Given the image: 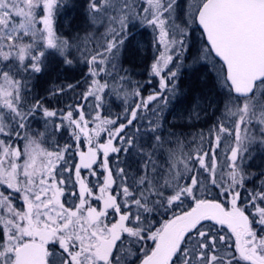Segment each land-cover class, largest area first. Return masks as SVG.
Listing matches in <instances>:
<instances>
[{
	"label": "snow or ice",
	"instance_id": "1",
	"mask_svg": "<svg viewBox=\"0 0 264 264\" xmlns=\"http://www.w3.org/2000/svg\"><path fill=\"white\" fill-rule=\"evenodd\" d=\"M0 264H264V0H0Z\"/></svg>",
	"mask_w": 264,
	"mask_h": 264
},
{
	"label": "rangeland",
	"instance_id": "2",
	"mask_svg": "<svg viewBox=\"0 0 264 264\" xmlns=\"http://www.w3.org/2000/svg\"><path fill=\"white\" fill-rule=\"evenodd\" d=\"M74 23H75V22H74ZM141 39L147 40V39H149V37L145 35V36H142ZM136 62L139 63V61H136ZM45 86H46V85H45Z\"/></svg>",
	"mask_w": 264,
	"mask_h": 264
},
{
	"label": "flooded vegetation",
	"instance_id": "3",
	"mask_svg": "<svg viewBox=\"0 0 264 264\" xmlns=\"http://www.w3.org/2000/svg\"><path fill=\"white\" fill-rule=\"evenodd\" d=\"M42 86H45V85H42Z\"/></svg>",
	"mask_w": 264,
	"mask_h": 264
}]
</instances>
